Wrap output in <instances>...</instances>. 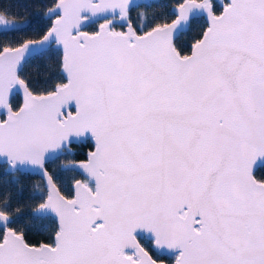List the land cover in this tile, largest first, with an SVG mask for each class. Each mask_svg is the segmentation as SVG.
Returning a JSON list of instances; mask_svg holds the SVG:
<instances>
[{"label": "snow or ice", "instance_id": "1", "mask_svg": "<svg viewBox=\"0 0 264 264\" xmlns=\"http://www.w3.org/2000/svg\"><path fill=\"white\" fill-rule=\"evenodd\" d=\"M0 264H264V0H0Z\"/></svg>", "mask_w": 264, "mask_h": 264}, {"label": "trees", "instance_id": "2", "mask_svg": "<svg viewBox=\"0 0 264 264\" xmlns=\"http://www.w3.org/2000/svg\"><path fill=\"white\" fill-rule=\"evenodd\" d=\"M26 2V0H13V3H24ZM44 3H47V0H43ZM30 11L32 12L33 15H36L37 12H38V9H30ZM29 19H31L32 17L29 16L28 17ZM26 72L27 73H30L33 77L36 76V69H35V65H32V66H29L27 69H26ZM41 80H43V77H40ZM23 179V182L28 185V186H31L32 183L36 182L38 180V177H31V178H22Z\"/></svg>", "mask_w": 264, "mask_h": 264}]
</instances>
